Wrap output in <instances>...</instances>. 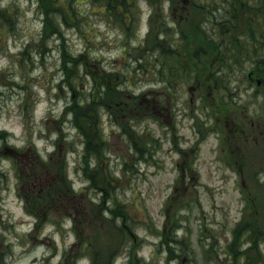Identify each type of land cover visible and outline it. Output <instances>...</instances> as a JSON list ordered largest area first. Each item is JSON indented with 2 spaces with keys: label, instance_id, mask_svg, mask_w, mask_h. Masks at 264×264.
<instances>
[{
  "label": "rangeland",
  "instance_id": "obj_1",
  "mask_svg": "<svg viewBox=\"0 0 264 264\" xmlns=\"http://www.w3.org/2000/svg\"><path fill=\"white\" fill-rule=\"evenodd\" d=\"M0 1L23 11L0 36V264H264V235L253 244L264 220V67L215 56L198 39L212 29L211 16L189 0H157L154 10L140 1L141 24L176 35L168 34L171 54L156 53L145 64L152 67L125 78L141 53L124 50L121 34L85 4L80 25L65 27L73 48L90 50L92 63L99 57V66L117 73L123 98L143 99L126 106L128 116L139 118L130 127L106 118L113 125L107 166L117 177L112 200L90 184L95 162L85 158L83 137L65 109L66 91H57L56 39L47 38L48 52L38 45L36 1ZM251 1L255 7L240 9L232 38L253 32L264 41V0ZM181 34L192 44L179 43ZM27 43L38 53L32 65L21 55ZM220 71L231 75L216 76ZM138 148L148 162L138 160ZM245 223L241 253L230 254ZM173 224L182 226L176 252L163 245Z\"/></svg>",
  "mask_w": 264,
  "mask_h": 264
},
{
  "label": "trees",
  "instance_id": "obj_2",
  "mask_svg": "<svg viewBox=\"0 0 264 264\" xmlns=\"http://www.w3.org/2000/svg\"><path fill=\"white\" fill-rule=\"evenodd\" d=\"M33 1V0H32ZM38 15L41 18V32L38 36L37 42L40 46H45V52H48L52 46L47 43L49 39H56L55 48L59 53V70H61V80L58 84L57 91H66L65 109L72 117V123L76 131L83 137V151L85 158L89 155L95 162V166L92 168L93 175L90 178V184L96 188L105 190L113 200L111 189L114 188V182L117 180L110 173V169L107 166L109 161L107 158V152L109 150V137L108 133L113 130V125L119 124V120L130 127L131 124H135L138 117L128 116L135 105H141L143 99L140 96L136 97H124V87L119 85L118 74L115 72H108L103 66H99V57L95 63L90 60V50L86 54H79L81 51H76L70 42L71 39L65 32V27L79 26L82 17L85 13V4L87 7L92 8V13L97 12L99 17L105 21V24L110 28H115L119 34L123 37L124 41L122 45L125 46L124 50H133L141 56L134 59L133 63L136 65L133 70V74L130 75L129 71H126L124 77H131L137 74L143 69H147L151 66L145 65L147 61L153 59L156 53L159 54H171L172 49L170 47L169 38L172 35H176L169 32V29L160 25L159 27L150 26V30L147 35L141 39L138 32L140 26L139 9L138 5L140 1L147 2L148 5L154 10V6L157 0H35ZM162 0H158L161 2ZM193 7L199 9L201 12L208 11L211 19V30H203V34H200L198 39L207 48H210L212 52L216 53L215 56L223 61H227L228 58L234 57L237 62L239 59L248 61L251 66L264 67V46L263 40L256 34L251 32L248 38L243 40L240 37L232 38L233 32L237 30L239 24L240 9L243 6L255 7L251 0H190ZM34 3V2H33ZM95 10V11H94ZM23 11L19 7L11 6L10 4L2 6L0 1V36L3 31L13 30L17 21L23 15ZM16 31V30H15ZM245 35V34H244ZM184 45L188 44V37L184 34L179 36ZM32 38V35H30ZM49 38V39H47ZM232 38V39H231ZM33 41V38H32ZM35 42V41H34ZM176 42H174L175 44ZM259 43V44H258ZM33 43H27L23 46L21 51L22 56H26L25 61L31 57L38 55L37 51L31 48ZM131 46H135L131 48ZM232 48V51L230 49ZM30 49L32 53H30ZM85 52V51H84ZM177 52V51H176ZM233 52V53H232ZM198 53L207 54L203 48L199 49ZM197 54V53H195ZM30 64H34L30 59ZM22 61V58H21ZM30 66L29 63H22V68ZM99 67V68H98ZM154 69V68H153ZM16 72L22 75L24 72L16 67ZM160 73V72H159ZM228 75L225 71H220L216 76ZM127 84V82H126ZM127 93V92H126ZM126 95V94H125ZM147 102V101H146ZM131 108H126L130 106ZM106 118L111 119L113 125L106 126ZM143 120V119H140ZM120 127V125H119ZM125 126L121 125V131ZM120 130V129H119ZM6 133V132H5ZM4 141H8L7 134L1 135ZM131 142L132 149L134 150L133 140L130 135L125 134ZM147 143H144L146 146ZM139 154L137 155L140 162L149 161L147 153L138 148ZM109 154V153H108ZM14 163V162H13ZM84 168L83 172L86 173ZM264 178V176H261ZM62 180V179H61ZM72 192V190L70 191ZM36 198L43 199V193L39 191L35 194ZM119 207V206H117ZM115 212V209L112 211ZM124 217V215H122ZM38 220L44 218L40 214L35 215ZM264 220L258 222L256 227L257 235L254 236V243H258L261 240V236L264 235ZM240 227L234 233L233 255H237L240 237L244 238L246 233L244 226ZM116 228L121 230L125 234L124 226H120L116 223ZM259 226V227H258ZM259 228V229H258ZM254 229V228H253ZM252 229V230H253ZM254 231V230H253ZM238 243V244H237ZM89 246L86 241L83 246L82 255L87 254L85 248ZM92 259V263L96 262V257L89 255Z\"/></svg>",
  "mask_w": 264,
  "mask_h": 264
}]
</instances>
